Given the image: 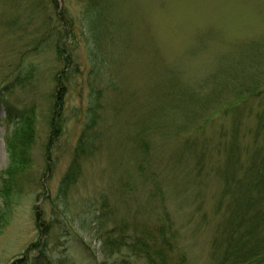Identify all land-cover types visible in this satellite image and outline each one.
Masks as SVG:
<instances>
[{"label":"rangeland","instance_id":"obj_1","mask_svg":"<svg viewBox=\"0 0 264 264\" xmlns=\"http://www.w3.org/2000/svg\"><path fill=\"white\" fill-rule=\"evenodd\" d=\"M96 1L98 39L84 20L92 0H0V264H147L125 248L102 255L114 225L127 242L172 228V262L209 264L217 184L199 173L197 192L157 189L135 142L140 127L157 136L151 156L174 183L202 149L176 138L174 124L208 115L214 143L229 130L232 113L212 104L215 82L224 73L229 83L226 67L264 44V0ZM263 98L231 110L243 144ZM73 157L79 171L61 194Z\"/></svg>","mask_w":264,"mask_h":264},{"label":"trees","instance_id":"obj_2","mask_svg":"<svg viewBox=\"0 0 264 264\" xmlns=\"http://www.w3.org/2000/svg\"><path fill=\"white\" fill-rule=\"evenodd\" d=\"M54 2L55 0H51V3ZM86 3L84 9L86 28L92 39H98L94 31L95 26L100 23L101 14L98 2L92 0V3ZM64 26L66 27V25ZM66 37L65 34L61 41ZM33 42L35 41L32 40L30 44ZM36 43L39 46V42ZM59 52H61L60 48ZM250 52L251 54L245 58V63L235 60L233 65L230 64L229 67H226L229 72V83L221 81L225 78L224 73L215 82L218 89L212 104L216 102L220 105L219 110H224V114L228 110V113H232L231 116H233L232 126L227 132L221 128L219 140L216 143L211 139L212 137L206 138L205 136L206 126L216 127V124H207L208 115L202 116L201 124H191L192 122L174 124L176 131L173 132V135H176L179 140L189 142L198 138L202 142L199 156L197 159L187 162L183 173L179 175L178 182L174 180V183H170L163 175V170L159 169V162L155 163V157L151 156L150 150L155 149L158 142L154 133L147 127H140L136 138L138 140L135 142L137 150H140V154L144 155V163L138 165V169L143 171L144 168L151 172L153 176L151 180L155 178L153 181H155L157 189L163 186L162 183L167 187L174 186L175 189H193L195 182L201 176H197L199 173H202L204 179L212 178L217 184V192L213 199L215 215L219 219L211 239L209 264H264V106L260 107L261 112L256 116L257 124L253 130V140L251 143L245 144L240 136L241 116L236 111H231L238 110L248 98H259L264 95V44L254 46ZM62 53L64 54L63 51ZM68 64L66 62V67ZM89 72L88 75L91 77L95 72L93 67ZM98 91L99 89L94 97L99 93ZM225 91L229 93L224 94ZM221 98L223 99L219 101ZM262 105H264V98ZM222 107H227V109ZM93 109L94 107L89 105L88 115ZM30 128L27 127V130ZM139 133H142L140 137ZM145 136L146 138L152 137V139L142 145L140 142L144 140ZM83 141V138L78 140L75 156L85 150L84 147L87 145L82 146ZM209 145H211L210 150L207 149ZM147 157L150 159L148 160ZM76 158L73 157L70 168L63 177L61 186L64 193L60 190L61 194H65L69 183L76 174L75 171H79ZM20 160L24 162L23 158ZM138 173L140 174V172ZM170 173L174 179L177 174L176 170H171ZM142 175L141 172L140 176L146 177ZM200 186L201 184L196 185V187ZM197 190L195 191L197 192ZM122 228L123 226L114 225L110 229H106L105 232L103 231L102 255L105 258H109L110 255L119 253L122 248H125L128 253L142 256L147 264H187L186 258L183 256H179L175 262H172L168 256L173 252L175 245L172 228H159V240L157 234L156 238L142 234L133 237L130 242H127V238L122 234Z\"/></svg>","mask_w":264,"mask_h":264}]
</instances>
